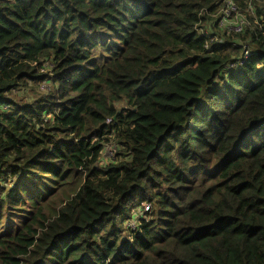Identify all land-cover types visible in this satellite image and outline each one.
Masks as SVG:
<instances>
[{
    "label": "trees",
    "instance_id": "obj_1",
    "mask_svg": "<svg viewBox=\"0 0 264 264\" xmlns=\"http://www.w3.org/2000/svg\"><path fill=\"white\" fill-rule=\"evenodd\" d=\"M232 1L240 34L228 0H0V264H264V3Z\"/></svg>",
    "mask_w": 264,
    "mask_h": 264
},
{
    "label": "built area",
    "instance_id": "obj_2",
    "mask_svg": "<svg viewBox=\"0 0 264 264\" xmlns=\"http://www.w3.org/2000/svg\"><path fill=\"white\" fill-rule=\"evenodd\" d=\"M227 4L229 5V9L226 11L227 14V19L223 21V24H228V20L231 16V14H235V19L233 22L229 23V26H231V30L235 33V34H240L244 31L245 27L249 25V21L247 16L244 13H241L238 11L237 7L235 6V4L233 3L232 0H228ZM226 4V5H227ZM247 14L251 15L254 13L253 9H249L247 12ZM213 17V16H212ZM202 32V31H200ZM212 42H222L219 37L215 36L214 38L210 39L207 42L206 48H209V45ZM250 56V51L249 48L247 46H245L243 48L242 54H241V58L242 60H246L247 58H249ZM241 66V62L240 61H236L234 63L231 64V68H237ZM111 152L108 153V157L111 156ZM145 211H149V207H147L145 209Z\"/></svg>",
    "mask_w": 264,
    "mask_h": 264
},
{
    "label": "rangeland",
    "instance_id": "obj_3",
    "mask_svg": "<svg viewBox=\"0 0 264 264\" xmlns=\"http://www.w3.org/2000/svg\"><path fill=\"white\" fill-rule=\"evenodd\" d=\"M260 1L264 3V0H260ZM47 92L48 90H47L46 84H42L41 86H34L32 83H29L27 88L24 91L16 92L15 96L17 99H20L21 102H27V101H31L35 99L37 96L47 94ZM108 148H111V147H108ZM109 152L110 151H108V153ZM108 153L106 155L107 157H108ZM103 156L105 157V155ZM106 164H107L106 161L103 159L100 161L98 166L102 167V166H105Z\"/></svg>",
    "mask_w": 264,
    "mask_h": 264
}]
</instances>
